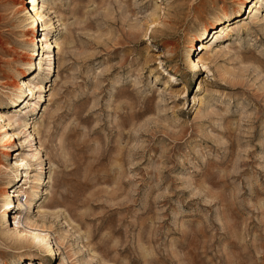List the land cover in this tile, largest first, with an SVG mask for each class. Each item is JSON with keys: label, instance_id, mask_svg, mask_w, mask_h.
I'll list each match as a JSON object with an SVG mask.
<instances>
[{"label": "rangeland", "instance_id": "rangeland-1", "mask_svg": "<svg viewBox=\"0 0 264 264\" xmlns=\"http://www.w3.org/2000/svg\"><path fill=\"white\" fill-rule=\"evenodd\" d=\"M132 1L0 0V264H264V0Z\"/></svg>", "mask_w": 264, "mask_h": 264}, {"label": "bare ground", "instance_id": "bare-ground-1", "mask_svg": "<svg viewBox=\"0 0 264 264\" xmlns=\"http://www.w3.org/2000/svg\"><path fill=\"white\" fill-rule=\"evenodd\" d=\"M144 1L145 0H133L132 2L140 4V3H143ZM246 2H247V0H239L238 7L242 6ZM29 3H31L30 11L32 14V17H31L33 19L32 21L33 22H36L37 20L39 21V19H40L39 16L41 14L40 11L44 5V0H30ZM137 17H138V15H137ZM135 18H136V16H135ZM156 24H157V21L155 18H153V17L148 18L145 14L141 13L139 15L138 19H136V20L134 19L133 22L131 21V23L129 24L127 32H126V34L122 40V42H125L124 46H126L127 48H132V47H135L137 45V43H139L141 41L150 40V33H151L150 28L155 26ZM207 30H208L207 28L203 27V33ZM204 47H205L204 44H202V43L199 44V49H202ZM201 58L200 59L192 58L190 60V64H189L190 71H196L199 66L203 65L204 62L201 60ZM204 61H205V59H204ZM106 71H108V70H106ZM119 77L120 76L118 74L114 75V77L110 78L107 81L106 85L110 84L112 86V88L114 89L115 86L117 85ZM104 82L105 81H103V82H93L92 81L88 90H85V88H83L81 90V93L86 95L87 93H90V90H91V94H89V96H92V93H93V95L95 93H97L99 90V85L101 87V85H103ZM28 90H30V89H28ZM27 93L29 94V92H27ZM50 96L52 97V95H50ZM51 97L49 98V103L46 104L44 106L43 110L41 111V114L38 117H36V119H33L31 121L30 126H29V127H31V130H30L31 134L30 135L32 136V138H34V140H36L37 138H39V140H41L42 138L46 139L47 136L53 132V130H55L57 127H59V125H63V123L66 120V117L63 115V110L66 109L67 107H69V105H71V102L69 101L67 103L66 107L62 105V106H59L57 108H53V107H50V105H51L50 102L52 101ZM76 113H77V111L74 112L73 116ZM12 116H14V115L12 114L11 111H9V109L3 108V107L0 109V127L4 128L2 131H5L6 127L11 125V122L13 121ZM26 122H27V120H26ZM8 132H6V131L4 132L3 138L7 135ZM9 134L10 135L6 137L9 140L8 146H10L12 144L11 141L14 140L16 132H9ZM3 138H1V139H3ZM36 148H38V147H36ZM39 148H40V145H39ZM39 155L37 154L38 157H39ZM40 158H42V157H40ZM15 191H17V190L12 191V193H10V196H12V197L17 196V192H15ZM5 215H6V213H5ZM33 239L37 241L35 247L39 251H43V247L46 246L47 241L49 240V237H47V235L35 233Z\"/></svg>", "mask_w": 264, "mask_h": 264}]
</instances>
